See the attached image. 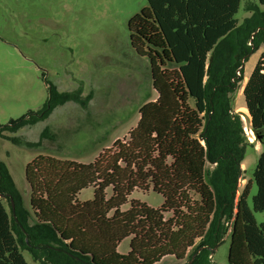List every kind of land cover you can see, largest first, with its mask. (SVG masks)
I'll return each instance as SVG.
<instances>
[{
	"label": "trees",
	"instance_id": "trees-1",
	"mask_svg": "<svg viewBox=\"0 0 264 264\" xmlns=\"http://www.w3.org/2000/svg\"><path fill=\"white\" fill-rule=\"evenodd\" d=\"M148 3L128 29L137 54L150 60L157 97L142 105L129 137L93 161L40 154L27 163L33 223L0 160V264H30L22 248L44 264H159L169 255L183 260L190 250L197 253L192 264H210L222 219L231 218L228 264H264V223L254 213L264 212V150L237 199L241 166L254 145L233 109L241 66L264 44V12L239 25L241 0ZM243 96L251 128L264 139V53ZM67 99L50 86L42 113ZM23 118L6 127H20ZM88 187L93 198L79 201ZM150 188L163 196L160 207L131 199L123 209L134 190ZM128 238L122 253L118 246Z\"/></svg>",
	"mask_w": 264,
	"mask_h": 264
},
{
	"label": "rangeland",
	"instance_id": "rangeland-1",
	"mask_svg": "<svg viewBox=\"0 0 264 264\" xmlns=\"http://www.w3.org/2000/svg\"><path fill=\"white\" fill-rule=\"evenodd\" d=\"M148 4V0H0V160L32 223L27 163L40 154L93 161L116 139H127L138 123L142 105L157 97L150 60L137 54L128 29L129 20ZM256 10L264 12V5L258 0H241L236 14L239 25ZM260 48L245 62V77L233 99L234 112L241 114L244 133L254 145L241 166L237 199L264 150V144L249 132L250 114L239 110L245 106L246 77L264 53V44ZM50 86L68 99L44 115ZM190 104L195 106L193 99ZM22 117L25 124L14 130L6 127L16 125L13 121ZM255 192L256 187L251 195ZM93 193V187L85 188L78 200L92 199ZM131 199L156 208L164 202L152 188L136 189L124 210ZM3 201L10 209L8 200ZM254 213L257 223H264V212ZM232 220L222 219V240L212 250L210 264H228ZM129 242L130 238L122 241L118 249L127 252ZM193 252L183 260L166 256L159 264H188ZM22 253L30 264H44L28 249L22 248Z\"/></svg>",
	"mask_w": 264,
	"mask_h": 264
},
{
	"label": "water",
	"instance_id": "water-1",
	"mask_svg": "<svg viewBox=\"0 0 264 264\" xmlns=\"http://www.w3.org/2000/svg\"><path fill=\"white\" fill-rule=\"evenodd\" d=\"M244 65H245V62H243V65H242L241 67H244ZM250 129H251L252 132L254 133L256 139L259 140L261 143L264 144L263 135H261V134H257L252 128H250ZM0 196H2V194H0ZM12 205H13V207H14V205H15L13 200H12ZM196 255H197V253H195V254L191 257V259L189 260L188 264H192V262H193V260H194V258H195Z\"/></svg>",
	"mask_w": 264,
	"mask_h": 264
},
{
	"label": "bare ground",
	"instance_id": "bare-ground-1",
	"mask_svg": "<svg viewBox=\"0 0 264 264\" xmlns=\"http://www.w3.org/2000/svg\"><path fill=\"white\" fill-rule=\"evenodd\" d=\"M239 110L240 111H242V113H244V115H248V109H247V107L246 106H241L240 108H239ZM247 118V117H246ZM248 122V121H247ZM248 128V127H247ZM249 132L250 133H252V130L249 128ZM253 140V139H252ZM256 140V139H255Z\"/></svg>",
	"mask_w": 264,
	"mask_h": 264
},
{
	"label": "crops",
	"instance_id": "crops-1",
	"mask_svg": "<svg viewBox=\"0 0 264 264\" xmlns=\"http://www.w3.org/2000/svg\"><path fill=\"white\" fill-rule=\"evenodd\" d=\"M261 50V48L259 49V51ZM261 52V51H260ZM250 73H251V71L250 72H248V75H247V77L246 78H248V76L250 75ZM120 245V244H119ZM119 247V246H118ZM119 250V249H118ZM128 250H129V248H128ZM120 251V250H119ZM121 252V251H120ZM128 252V251H127ZM122 253H126V252H122Z\"/></svg>",
	"mask_w": 264,
	"mask_h": 264
},
{
	"label": "built area",
	"instance_id": "built-area-1",
	"mask_svg": "<svg viewBox=\"0 0 264 264\" xmlns=\"http://www.w3.org/2000/svg\"><path fill=\"white\" fill-rule=\"evenodd\" d=\"M210 257H212V254L210 255Z\"/></svg>",
	"mask_w": 264,
	"mask_h": 264
}]
</instances>
